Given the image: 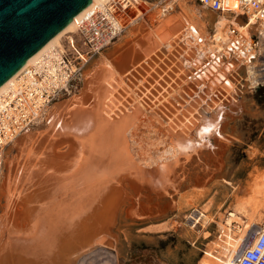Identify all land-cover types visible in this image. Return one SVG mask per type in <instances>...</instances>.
Masks as SVG:
<instances>
[{
  "label": "bare ground",
  "instance_id": "1",
  "mask_svg": "<svg viewBox=\"0 0 264 264\" xmlns=\"http://www.w3.org/2000/svg\"><path fill=\"white\" fill-rule=\"evenodd\" d=\"M111 2L112 0H93L67 27L3 84L0 93L15 83L22 71L36 63L46 51L53 47L65 50L61 42L62 37L69 32H76L78 22L94 7H107ZM182 3L189 4L187 0H178L177 3L170 0L162 6H157V3L152 6L148 3L151 7H158L163 16L155 23L147 16L132 19L127 27L126 34L129 37L125 40L124 47L118 49L117 46L116 50H109L110 54L101 52L97 56L93 71L82 75L81 91L60 99L51 106L44 129L56 125L60 114L65 113L63 122L73 121V129L68 131L74 137L68 133L72 138L69 140L70 143L67 142L70 144L67 152L59 153L58 147L56 153L53 151L55 147L52 146L51 151L44 146L41 138L39 139L40 131L37 130V126L24 130L7 145L6 148L10 146L12 150L11 160H24L18 176L14 174L18 178L15 183L2 180L5 172H1L3 169L0 167L2 181L0 198L5 201L4 213L0 215V264H78L79 258L101 245H107L104 244L103 238V231L108 228L106 223L113 219L116 209L120 206L119 201L126 200L129 196L120 195L124 183H132L139 193L147 192L150 199L154 198L163 203L162 214H165L167 201L164 197L170 196L172 206L175 207L173 200L176 195H180V192L189 185L193 187L201 184V181L196 179L193 164L204 163L206 160L204 157L208 159L211 157L214 165L221 164L222 156L219 155L223 151L222 145L219 143L221 148L214 149L211 142L205 141L203 137L218 124L219 133L222 134L219 137L224 138L223 124L219 123L222 119L226 121V114L223 115L225 110L222 109L226 102L221 103L223 99L231 100L237 96L234 95L237 84L231 78L228 81L227 77V82L224 80L226 83L221 87L219 86L221 84L212 85L208 86L207 90L203 89V92L201 90L200 93L195 92L198 99L189 98L192 100L190 102L180 93L177 95L179 91L176 95H171L172 91L167 88L169 85L167 76L171 75L168 71L174 72L172 74H176L178 79L186 83L189 76L185 79L183 77L185 74L178 75L183 67L189 71L195 68L193 72L201 74L207 67L217 65L221 57L235 51L249 74L250 82L256 84L262 79L257 66L260 57L252 62H248L247 59L256 54V47L259 52L264 53V22L256 23L252 18L246 22L247 27L240 25L237 31L235 21L226 17L217 18L213 13H202L197 8L187 9ZM175 4L177 6L181 4L183 11L172 15L170 13L174 10L163 13V7H174ZM131 6L137 16L144 15L137 2L131 0ZM220 15L238 18L230 13ZM206 17L214 28L212 34L207 30ZM223 20L225 23L220 26L219 23ZM254 34H258V45L251 37ZM213 41L216 44H213ZM128 44L132 46L127 48ZM184 45L189 57L177 55L178 47L180 52V47L184 49L182 47ZM195 54H198L200 59H204L203 56L208 57V62L192 63ZM180 64L184 66L181 67ZM178 68L182 69L179 71ZM216 91L222 97H219ZM158 96L163 98L162 103ZM169 96L173 101L168 98ZM215 96L218 97V101L214 99ZM145 98L151 101L157 98L161 100L159 104L156 100H153L154 103L151 102L152 106L156 104L153 110L159 116V123L156 121V124L154 118L150 119L152 116L148 117L154 131L163 129L164 136L168 138L167 154L159 157L162 158L159 161L147 159L139 152L141 150L136 151L130 136L133 135L137 141V134L147 125V119L137 121L131 127L134 121L126 112H129L130 106L135 107V102H138L147 113H150L145 106L150 101L147 102ZM182 99L186 103L183 104ZM145 116L147 117V114ZM38 126L42 127L40 124ZM64 129L67 130V127ZM137 144L139 145L138 141ZM203 146L206 148L203 149ZM23 157H27V160ZM167 157L169 159L163 160ZM12 162L8 164L11 166ZM159 164H163L165 172L162 169L157 170L153 177L143 174V167L151 168ZM218 166L208 178L214 179L218 175ZM14 172L16 173V168ZM173 177L174 181L166 187L168 179ZM193 188L196 190L195 194L192 193L195 196L204 194L203 190ZM188 202L187 204H191V201ZM151 211L148 210L150 214ZM139 216L135 218L143 217L142 214ZM188 218L193 226L200 221L207 222L208 217L195 208ZM240 219L238 212H232L226 219V225L231 227L233 222ZM242 241L244 236L237 241L227 233L225 245L222 246L223 258L210 254L208 256H212L219 264H235V254ZM35 253L43 254L38 257Z\"/></svg>",
  "mask_w": 264,
  "mask_h": 264
},
{
  "label": "rangeland",
  "instance_id": "2",
  "mask_svg": "<svg viewBox=\"0 0 264 264\" xmlns=\"http://www.w3.org/2000/svg\"><path fill=\"white\" fill-rule=\"evenodd\" d=\"M147 2L151 5L156 3V1L150 0H137V4L140 7H144L149 10L147 17L152 23H155L163 16L162 11L158 10L156 7H153L154 9L151 10V6ZM182 4L186 5L187 9H203V7L198 3H194V5L190 3ZM176 7L178 8L176 13L183 11L181 4ZM238 19L242 23L248 21L245 16H240ZM205 22L207 24L208 32L212 34L214 32V28L207 20V17ZM224 23L225 20L222 22L220 21L219 25L223 26ZM235 27L237 29V23H235ZM126 32L127 30L114 44L109 46L110 48L108 47L103 53L110 54L109 50L114 51L117 46L118 49L124 47L126 44L125 40L129 37ZM70 35L76 36V32H69L62 37L61 42L64 46H67V37ZM253 40L255 44L258 45V34H254ZM212 43L216 44L215 41ZM131 46L132 44H128L127 48ZM182 47L184 48L181 49L180 47V52H182V54L179 52L178 47L177 55L179 57H189L187 55L188 50H186V46L184 45ZM255 53H259V50L256 49ZM198 54L200 56V53ZM198 54H195V56L193 55L192 63L197 64L199 61L201 63H203V61L204 63H206V61L208 62V57H206L208 58L206 59L205 56H203L204 59H200ZM197 56L198 58H196ZM194 58H196V60ZM239 58L240 56L237 55V52L231 51L228 55L221 57L217 65L207 67L205 70H202L205 75H202L204 74L203 72H200L201 74H199V72L195 74V72H193L195 71V68H192V71H189L188 69H185L186 67H183L184 65L181 66L180 64L183 69H177L179 71L181 70V72H178V75L185 74L183 75L185 79L189 76L186 83L183 82V80L178 79L176 74H172L174 72L168 71L171 75L170 77L167 76L169 83L167 88L172 91L171 95H176L177 91H179L177 95L180 93L190 102H192L190 99H198V97H196V93H200V90L203 92V89L207 90L208 86H218L221 84L219 85L221 87L227 82V77L229 79L228 81L232 79V81L237 84L233 78L237 79V76H239L240 73L243 76L241 78L243 86L239 85L240 87H237V90L234 93L235 96L237 95L236 99L235 97L234 99L231 98L232 100L240 102L241 112L233 115V113L227 111L225 113L226 121L222 125L224 128V138L218 137L219 139H212L214 149L221 148L218 145L219 143L223 147L222 149L224 152L222 151L219 155L222 156L221 166H218L219 163L214 165V161L210 160L211 157H209V159L208 157H204V160L206 159L204 163H199L198 165H196V163L193 164V168H195L194 173L197 175L196 179L201 181L200 185H195L193 187H197L198 189H201V191L203 190L204 194L200 198L196 199L193 204H187L188 201L192 202L191 198L193 199L196 191L194 190L195 188L189 185L187 188H184L182 192H180V195H176L174 197L175 207L172 211L163 217L142 221L135 219V217H140L139 215L143 214L145 210H152L151 213L153 215L162 214L164 212L163 203L158 202L154 198L150 199L147 192L139 193L132 183H124L120 195L127 194L129 196L126 200L121 199L122 201H119L120 206L116 209L115 213V215H117L119 212V215L115 224V215L112 217L113 219H110L109 222L106 223V227L108 228L103 231V238H105L104 244L107 243V245H101L91 253L79 258L78 264H219L214 258H212V256H208V254L223 258L224 248L222 246L225 245L224 241L227 233L231 234L233 238L238 241L241 239V236L245 237L248 230L253 225L258 224L264 227V86H261L258 91H254V88L251 87L255 84L251 85L249 82L243 81L244 76L246 75V69L243 62L240 60L241 58ZM97 59L98 57L96 56L86 64L82 75L93 71L96 66ZM197 60L198 62H196ZM256 60L257 59L255 57L253 61ZM172 67H174V65H172ZM186 73L188 75H186ZM246 77L248 78L247 75ZM159 80L161 79L159 78ZM224 80L226 82H224ZM189 82L193 83L195 87L192 88L193 90L189 88L188 91H186L184 85ZM81 89L79 91H81ZM220 90L222 89L220 88ZM217 95L222 97L220 93ZM158 97L162 101L158 98L153 100H156L158 104L160 101V103H162L164 101L163 98H160V96ZM168 98L172 100L170 96ZM217 98L218 97L214 99L217 100ZM145 99L147 102L150 101V104H145L147 109L151 111L150 113H147L146 109L139 105L138 102H135V107L130 106L129 112H126L134 121L130 125L131 127H133L137 121L142 122V119H147V125L143 126L140 130L141 132L137 134V141L139 142V145L134 139V136L131 134L130 136L132 142L136 146V151L141 150L139 152L144 154L147 159L159 161L162 159H159V157H161L164 153L167 154L168 149L166 148H168V138L164 136L165 131L163 129H159L158 132H156L154 131V128H152V124L150 123L151 121L148 120V117L152 116L150 119L154 118L153 120L156 123V121L158 122L159 116L153 110V106L156 104H153V106L151 105V102L154 103L155 101L148 100L147 98ZM223 100L224 101H222L221 104L225 102L229 103V100ZM181 101L183 104L186 103L184 99ZM165 103L167 104V102ZM150 106H152V110ZM185 106L187 105L185 104ZM64 114L59 115L58 120L60 123H55L56 125H53L52 128L48 126L44 129L45 121L42 122L43 124H40L42 127L37 126V130L41 132H39V139L41 138L40 140H42L44 146H47L49 150L52 151V146L55 147L53 151H56V153L58 147L59 153L67 152L68 147H70V144L68 145V143H70L69 140L74 137V135L70 132L73 129V121L69 120L63 122V117L65 116ZM146 114L147 117L145 116ZM155 117H157V120H155ZM69 126H71V128ZM65 127H67V130L64 129ZM69 129L70 131H68ZM69 132L72 137L68 134ZM47 134L48 136H46ZM44 139H46V141H44ZM11 153L12 150L9 146L6 148L2 156V159H4H0V167L3 169L1 170L0 168V170L1 172H5L2 180L4 179L8 183L9 181L15 183L16 180H18L16 175L18 176V173L21 171L20 169L23 167L21 163L24 159H17V161H13L10 159L12 156ZM27 157L23 158L27 160ZM167 159L169 158L167 157L163 160ZM6 161L7 165L5 166ZM9 162H12L10 163L11 166L8 164ZM217 166L219 168L217 170L218 175L214 179H212V177L208 178L211 176L212 172L217 169ZM15 168L16 173L14 172ZM14 174L16 175L14 176ZM168 180L169 181L168 184H166V187L174 181V177L169 178ZM1 183L2 181H0V184ZM134 197L135 200L131 201L133 202V205L135 203L139 204V202L141 203L143 200V207L140 204V207H133L132 205L129 208V204H125L131 203L129 199ZM153 204L157 205L154 206ZM4 205V199L0 198V213H2L0 215H3L4 213ZM146 205L149 206L147 209L144 208ZM195 208L206 214L208 217L207 222L205 221L202 223L200 221L199 224L195 223L196 225H191L192 222L189 221L188 216L193 213ZM232 212H238L241 219L238 222H233V225L229 227L226 225V219ZM113 224L114 226L112 230Z\"/></svg>",
  "mask_w": 264,
  "mask_h": 264
},
{
  "label": "built area",
  "instance_id": "3",
  "mask_svg": "<svg viewBox=\"0 0 264 264\" xmlns=\"http://www.w3.org/2000/svg\"><path fill=\"white\" fill-rule=\"evenodd\" d=\"M150 1L162 6L170 0ZM187 1L190 4L198 3L216 13H230L236 17L245 16L248 21L253 18L256 23L264 22V0ZM176 6L163 7V13L172 12L177 9ZM141 9L144 11L142 17L137 16L132 9L131 0H112L107 7H94L78 22L76 36L67 37L65 50L53 47L46 51L36 63L22 71L15 83L0 93L1 159L7 145L21 132L45 121L55 102L81 89L86 64L114 44L125 33L132 19L148 15L149 10L144 7ZM255 57H260L257 66L262 77L255 85H264V53L251 55L248 62H252ZM234 262L264 264L263 226L255 224L248 230L236 251Z\"/></svg>",
  "mask_w": 264,
  "mask_h": 264
},
{
  "label": "water",
  "instance_id": "4",
  "mask_svg": "<svg viewBox=\"0 0 264 264\" xmlns=\"http://www.w3.org/2000/svg\"><path fill=\"white\" fill-rule=\"evenodd\" d=\"M92 1L0 0V87L22 69L28 60L39 52L51 39L67 27ZM222 109L225 110L223 115L227 111L233 113V115L239 114L241 112L240 102L229 99V103L226 102ZM224 121L225 119H222L219 125L223 124ZM221 135L217 124L216 128L205 133L203 138L205 141L209 140L212 144V139ZM204 148L206 147L203 146ZM161 169L163 172L166 171L163 168V164H159L151 168L143 167L142 172L147 176L151 175L153 177L156 171H161ZM157 173L161 174V172ZM164 199L167 201L165 214L153 215L148 210H145L146 212L143 210V217L135 219L146 221L168 214L174 209L172 198L167 196ZM129 200L130 202L134 201L135 197ZM142 202L143 200L139 204L135 203V206L133 202L125 204H129V208L132 205L133 207H140V204L142 206ZM148 207L147 205L144 206L146 209ZM118 215L119 212L115 215L114 224L117 221ZM114 224L112 225V230ZM35 254L39 257L43 253Z\"/></svg>",
  "mask_w": 264,
  "mask_h": 264
},
{
  "label": "crops",
  "instance_id": "5",
  "mask_svg": "<svg viewBox=\"0 0 264 264\" xmlns=\"http://www.w3.org/2000/svg\"><path fill=\"white\" fill-rule=\"evenodd\" d=\"M194 5V4H193ZM199 11H201V12H203V13H213V12H211V11H209V9H206V8H203V9H198ZM176 13V10H174L172 13H171V15L172 14H175ZM216 12H214L213 14L215 15V16H217V18H220V17H226V18H228V19H230L231 21H235L237 24H238V27H237V31H239V26L240 25H245V27H247V24H246V22L245 23H242L238 18H231L229 15H220V13H216ZM211 16H212V14H211ZM233 19V20H232ZM235 30V31H236ZM247 31V30H246ZM245 31V32H246ZM247 33V32H246ZM253 36L254 35H252L251 37L253 38ZM246 75L249 77V74H247V72H246ZM246 75L244 76V79H243V81H246V82H249L250 84H252L251 82H250V80H249V78H247L246 77ZM243 76L241 75V73H240V75L239 76H237V79H234L236 82H237V87H240V86H243V84H242V82H241V78H242ZM246 78V79H245ZM240 85V86H239ZM185 86V90L186 91H188V89L189 88H193V87H195L194 86V84L193 83H191V82H189V83H187L186 85H184ZM250 86V85H249ZM261 86H264V85H255V86H252L251 88H254V91H258L259 89H260V87ZM193 90V89H192ZM201 196H195V197H193V199L194 200H192V202L194 203V201L196 200V199H198V198H200ZM191 202V203H192ZM192 203V204H193Z\"/></svg>",
  "mask_w": 264,
  "mask_h": 264
}]
</instances>
